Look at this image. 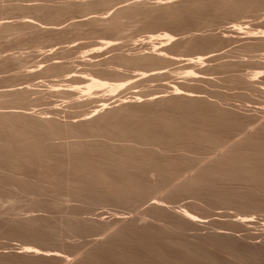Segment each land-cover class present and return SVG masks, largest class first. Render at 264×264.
Instances as JSON below:
<instances>
[{
  "label": "bare ground",
  "instance_id": "6f19581e",
  "mask_svg": "<svg viewBox=\"0 0 264 264\" xmlns=\"http://www.w3.org/2000/svg\"><path fill=\"white\" fill-rule=\"evenodd\" d=\"M102 1L108 0L65 2L63 6L81 4L91 10L70 15L59 22L43 21L24 14L17 16L22 18L20 25L11 26V17H0V38L37 27L62 30L69 26L68 29L96 30L106 22L110 26H121L122 20L137 16H141L143 21L154 19L165 23L185 0H157L152 9L145 8L142 5L145 2L131 0L135 2L129 4L125 0L122 6H117L119 1L110 3L105 11L96 6ZM225 1L234 3V0ZM234 9L240 10L241 5H236ZM50 15L54 16L52 13ZM239 25L235 23L233 27ZM261 33L251 37L262 39L264 32ZM175 37L167 31L151 33L146 37L150 40L146 43L155 47L157 41L174 42ZM113 41L101 37L98 45L116 47L118 43ZM56 45L49 46L48 50H43L45 47L39 45L35 49L51 55ZM166 45L152 47V52L136 56L118 55L120 60L133 66V70L128 73L119 67H111L109 60L102 63L103 67L95 68L94 65H99L96 62L100 61V55L98 59L96 56L89 58L85 64L95 63L80 72L74 68L66 70L63 65H59L63 61L52 58L56 61L49 64L54 66L47 71H56L65 77L64 80L73 78L83 83L67 84L69 88H65V84H47L50 92L70 91L68 97H74L68 104L71 109L64 111L68 112L69 118L78 119L63 120L57 116H40L41 112L38 117L26 111L0 110V200H28L40 208L42 206L46 212L41 214L43 216L28 215L26 222L17 223V228L12 229L13 225L10 226L18 237L24 238L23 241L21 238V251L17 253L18 258H21L18 261L20 264H264V239L256 240L264 235V231L259 236L249 232L246 234L255 242L243 241L244 237L238 236V240L244 244L242 247L224 246L221 245L224 241L220 244L215 239L222 233H204L208 224L220 228L218 224L212 219L206 220L205 214H198L191 209L195 204H207L212 209L214 200L208 197L218 196V202L223 204L241 205L238 213L241 217L227 222L229 229L239 230L258 222L250 218V212L262 208L253 203H264V108L259 110L263 112L261 117L258 114L259 119L254 113L257 120L252 118L255 122L249 123L244 130L246 133L230 144L231 138L221 141L219 128L207 122L203 124L202 120L193 121L190 127L182 126L177 120L179 112L186 111L193 115L190 103L202 98L200 91L175 82L164 84L165 89H152L151 92L141 91L138 87L145 82L169 76L175 71L167 68L174 63L184 62L187 66L202 67L208 58L217 53L213 54L212 50L196 56H185L169 53ZM74 47V44H69L66 48ZM103 48L99 46L96 50L102 52ZM259 57L264 58V54ZM44 68L41 67V70ZM197 73L190 70L187 75L192 78L203 77ZM263 75L264 70L257 71L248 82H257ZM239 80L245 82L243 78ZM23 84L19 83V87H14V84L2 86L8 88L0 90V108L30 103L28 92L31 88ZM126 89L131 90L130 97L122 94ZM261 89L264 90V86ZM58 108H55L56 112ZM205 149L223 150L213 158L210 155L211 159L194 171L189 164L182 165L187 162V153ZM189 171L192 173L187 174ZM172 183V187L166 191L165 187ZM164 188L167 193L158 197ZM185 195L192 197L193 201L175 208L166 205ZM56 198L89 207H116L111 218L100 220L83 217L84 212L79 203L70 205L63 217L60 215L62 220L58 229L63 233L76 235L93 226L98 228L99 238L95 246L80 253H70L65 250L64 243H59L62 248L52 243L57 240L52 236L55 230L48 219L54 218V215L48 216L47 212L52 215L49 208ZM245 204L250 206L245 207ZM140 206L144 207L137 210ZM209 212L210 209L206 213ZM223 252L228 255H223Z\"/></svg>",
  "mask_w": 264,
  "mask_h": 264
},
{
  "label": "rangeland",
  "instance_id": "374dc122",
  "mask_svg": "<svg viewBox=\"0 0 264 264\" xmlns=\"http://www.w3.org/2000/svg\"><path fill=\"white\" fill-rule=\"evenodd\" d=\"M68 1L70 0H0V17H11L10 20H13V22H11L10 25L17 26L21 24L19 21L22 20V18L17 16L24 14H30L43 21L59 22L70 15L80 14L84 11L91 10L90 7L81 4H77L76 6H63V4ZM118 1L120 2V0H108L104 3L102 1L96 6H99L100 9L103 8V11H105V7L110 3ZM124 1L125 0H121L120 4L119 2L116 3L117 6L121 5L122 2L123 5L126 1L127 3L138 1L145 2L142 5H145V8L152 9V5H154L157 0H135L134 2L131 0ZM238 4L241 5V9L235 10L234 7ZM51 7H57L58 9ZM51 13L54 14V16L50 15ZM168 21V23H162V20L159 21L154 19L143 21L141 16H137L133 19L122 20L120 23L121 26H110L111 24L106 22L105 24H100V27L96 30H83L82 28H78L77 30L73 28L68 29L69 26L62 30H47L37 27L9 37L0 38V90L8 88L2 86L12 84H14V87H19L21 85L18 84L22 82H24L25 85H29L31 88L29 89L31 91L28 92L29 104L17 105V107H9L11 105H5L7 108H0V110L26 111L28 113L36 114L38 117L41 112L40 116H57L56 118H63V120L78 119L69 118L68 116L70 115L68 114L67 116L68 112L64 111L71 109L68 107V104L74 97H68L70 91H66L65 89L59 92H50L47 84H65V88H69L67 84L72 83L83 85V83L78 79L73 78L64 80L65 77L57 74L56 71H47L48 68L54 66L52 64L49 66L52 61L61 60L63 63L59 65H63L66 70L74 68L79 69L80 72L91 68V65L95 62L85 63L89 58H95L96 56V59L99 58L100 61L96 62L99 65H94L95 68L103 67L104 65L102 63L105 60H109L111 62V67H119L128 73L133 70V66L120 60L118 55L136 56L140 53H150L156 46L160 47L167 43V51L173 54L177 53L185 56H196L197 54H203L212 50L214 51L213 54H217L208 58L205 61V65L202 67L199 65L187 66L184 65V62L174 63L167 69L174 70L175 72H171L169 76H166L163 79L145 82L138 87V89L151 92L153 90L155 91V89H165L166 86H163L164 84L175 82L183 83L186 88L191 90L200 91V95L203 94L202 98L190 103L194 114L192 115L190 112L186 111L179 112L180 114L177 116L178 122L184 127L192 126L193 121L195 120H202L203 124L207 122L209 125L219 128V131L221 132V141L231 138L228 143L230 144L239 137H242V134L246 133V131H244L245 128L250 122H255V118L257 120L258 114L260 117L263 114L261 111L264 108V90H262L261 87L264 86V75L260 76L257 82H252V84L251 82H248V79H252L255 72L264 70V58L259 57L264 54V38L255 39L251 37L253 34L257 33L262 35L261 32H264V0H234L233 4H228L225 0H185L184 4L178 7L176 13L170 15ZM69 22H66V24ZM230 23H239L240 25L235 28L233 27V24ZM163 31L175 35V41H165V43H163L162 40H159L155 43V47H153V44H147L150 41L146 38L148 35ZM239 31H243V33H239ZM244 35H247V37H243ZM101 37H104L106 40H114L113 43L118 44L116 47L108 48H106V45H98L101 41ZM72 40L76 41L70 43ZM115 40L117 42H115ZM54 44H57L55 47L56 50L53 51L51 55L41 52L43 50H48L50 48L49 46ZM69 44H74L76 47L73 49H67L66 47ZM38 45L45 47V49H35V46ZM99 46L102 48L104 47L102 52H97L96 49ZM89 51H93L94 53H89ZM52 58L58 59L55 60ZM42 65L46 68L41 70V67H43ZM190 70L198 71L197 74L203 77H189L187 72ZM239 78H243L245 82H240ZM41 80L43 81L41 82ZM62 80L64 82H61ZM130 91V89H126L122 91V94H127V96L130 97L132 95ZM41 97L44 98L41 99ZM115 99L116 98L111 101ZM57 107H59V111L57 110L58 112H56ZM52 109L53 112H55L54 114ZM260 109L261 111L259 112ZM254 113L257 114V117ZM252 118L254 119L252 120ZM115 143L122 142L115 141ZM223 149L220 151H206L205 149L199 150V152H189L187 153V162L182 165L187 166L189 164L190 167L192 166V171H194L198 166L200 167L204 165L205 162H208V159L211 156V158H213ZM190 154L199 157L200 160L197 158L195 159V156L193 155H191L193 156L191 157ZM192 171H189L190 173L187 172V174H191ZM172 185L173 183L165 187L167 190L164 188L162 191H168V187L171 188ZM162 191L157 195L158 197L161 195V197H163V194L167 193L166 191L162 193ZM182 197L181 199L179 198L175 200L174 203H168L166 205L175 208L183 203L193 201L192 197L186 195ZM208 198L214 200V203L212 204L214 205V208L211 209L207 204H195L194 207L191 208L198 214H205L207 216L205 218L206 220H213L220 227L216 228L214 224H208L207 228L204 229L205 231L202 230L204 233H213V231L222 233L223 235H220L221 237L218 236L214 238L219 241L220 244L224 241L221 244L224 246L242 247L244 244L238 240V236H242V238L244 237L243 241L246 242H255L261 238L264 239V235H261L264 231V203H253L262 206V208L250 212V218H255L258 222L246 225L247 227L239 230H232L229 229L230 225L227 222L232 220L235 221L241 217L238 215L241 205L223 204L218 202V196H209ZM56 199H54L51 204L52 206L50 205L49 208L52 215L48 213L49 211L47 212L48 216L54 215V218L49 217L48 221L53 224V229L55 231H52V236L58 243L55 241H52V243L59 245L61 248V245L64 243L65 250L70 253H80L95 246L97 243L96 240L99 238V231L98 228L94 226L85 229L82 232H78L76 235H70L65 231L64 234L62 230L58 229L59 223L68 211L70 205L72 206L79 202L66 201L64 198H62L63 200H61V198ZM55 200L57 202H55ZM3 201L6 202L4 203ZM20 202L9 201L8 198L0 200V224L4 225L3 227L0 225V264H20L18 261H21V258H18L17 253L21 251V238L22 241L24 238L20 235V237H18V234L12 229L17 228V223H21L23 220V222H26L25 219L28 215V217L32 215L43 216L44 213H46L42 209V206L40 208V206L38 207L28 200V204L26 200ZM31 204H33L32 207ZM78 205L84 212L83 217L95 220H100L104 217L111 218L112 213L115 212L113 209L116 208L115 206L105 207L101 205L89 207L85 204L83 205V203H79ZM249 206L250 204H245V207ZM33 207L34 211L32 210ZM143 207L144 206H140L137 210L142 209ZM37 208H40L38 209L39 211H35ZM209 209L210 212L207 214L206 212ZM120 210L128 212L126 209ZM42 213L43 215H41ZM60 215L62 217H60ZM17 217L22 220L19 221L20 219H17ZM13 218H16V220ZM5 220L6 222H4ZM12 225L13 228L10 229ZM211 227H213L214 230ZM53 232L56 234L53 235ZM248 232L254 236L261 235L262 237H258L256 240L250 239L248 235H246ZM65 235H68V237H65ZM53 238L52 240H54ZM209 239L212 240L213 238L210 237ZM223 255L228 254H224L223 252ZM45 261L48 262V260Z\"/></svg>",
  "mask_w": 264,
  "mask_h": 264
}]
</instances>
